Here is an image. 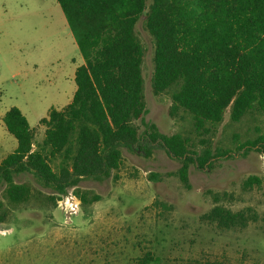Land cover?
Here are the masks:
<instances>
[{
  "label": "rangeland",
  "instance_id": "374dc122",
  "mask_svg": "<svg viewBox=\"0 0 264 264\" xmlns=\"http://www.w3.org/2000/svg\"><path fill=\"white\" fill-rule=\"evenodd\" d=\"M135 30L145 49L147 111L133 120L140 134L153 122L162 133L190 137L199 152L208 145L214 152H230L204 168L192 163L187 188L177 174L181 161L161 143L143 139L134 149L123 147V164L111 176L79 182L80 188L102 197L81 203L71 219L51 198L61 194L36 174L22 172L15 180L31 186L27 201L10 202L5 184L0 185L8 213L0 222V264H136L148 251L159 264H264V153L240 149L264 131V115L255 111L233 121L228 107L216 133L202 142L189 113L170 115L172 91L153 90L156 41L146 27V13ZM84 62L57 0H0V161L17 146L3 120L6 111L12 106L22 110L37 146L46 129L40 120L52 107L61 109L70 102L77 88L75 70ZM58 162L52 163L55 169ZM152 173L159 178L152 180ZM252 174L262 182L246 189L243 181ZM216 204L233 211L252 207L258 220L221 229L201 218Z\"/></svg>",
  "mask_w": 264,
  "mask_h": 264
},
{
  "label": "trees",
  "instance_id": "16d2710c",
  "mask_svg": "<svg viewBox=\"0 0 264 264\" xmlns=\"http://www.w3.org/2000/svg\"><path fill=\"white\" fill-rule=\"evenodd\" d=\"M57 1L85 62L75 70L77 88L70 102L61 109L52 107L40 120L46 129L37 146L35 131L19 107L12 106L4 114L6 128L17 140L14 151L0 161V185L5 184L10 202L20 204L30 198L31 186L15 180L29 171L58 194L73 187L82 204L94 203L101 194L80 188L79 182L111 176L123 164L122 148L134 149L143 139L161 143L181 161L177 174L187 188L192 163L204 168L230 152H214L209 145L199 152L190 137L162 133L153 122L140 134L133 120L147 111L145 49L135 27L144 13L156 41L153 90L172 91L171 116L181 110L189 113L196 133L207 142L228 107L233 121L255 111L264 115V0ZM253 148L264 153V131L240 146L246 151ZM57 159L55 169L52 163ZM150 178L158 179L159 174ZM261 182L252 174L243 187L252 189ZM51 198L56 204L60 197ZM214 199L219 202L220 196ZM3 208L0 200V222L8 214ZM258 217L252 207L233 211L216 204L201 218L228 229L244 227ZM136 264L159 263L148 251L137 257Z\"/></svg>",
  "mask_w": 264,
  "mask_h": 264
},
{
  "label": "built area",
  "instance_id": "2783aa9c",
  "mask_svg": "<svg viewBox=\"0 0 264 264\" xmlns=\"http://www.w3.org/2000/svg\"><path fill=\"white\" fill-rule=\"evenodd\" d=\"M58 201L67 219H71L72 215L78 212L81 205L80 198L72 191H68V193L61 195Z\"/></svg>",
  "mask_w": 264,
  "mask_h": 264
}]
</instances>
